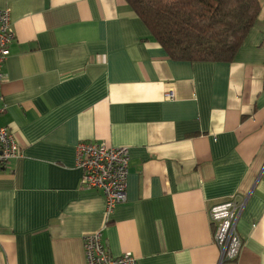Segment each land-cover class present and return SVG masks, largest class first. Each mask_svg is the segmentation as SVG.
<instances>
[{
    "label": "crops",
    "instance_id": "crops-1",
    "mask_svg": "<svg viewBox=\"0 0 264 264\" xmlns=\"http://www.w3.org/2000/svg\"><path fill=\"white\" fill-rule=\"evenodd\" d=\"M232 62L174 60L125 0H0L15 30L0 126V264H87L86 234L138 264H264V0ZM173 93V94H171ZM128 147L109 221L81 187L82 142ZM244 203L221 261L210 209Z\"/></svg>",
    "mask_w": 264,
    "mask_h": 264
},
{
    "label": "built area",
    "instance_id": "built-area-1",
    "mask_svg": "<svg viewBox=\"0 0 264 264\" xmlns=\"http://www.w3.org/2000/svg\"><path fill=\"white\" fill-rule=\"evenodd\" d=\"M14 39L11 8H0V90L7 78L3 67ZM2 99L0 92V113L5 110ZM19 154L20 149L12 131L0 126V168L8 166ZM76 160L82 171L81 187L98 189L103 193L106 219L109 221L115 208L127 201L129 148L82 141L76 148ZM243 208V202L231 199L214 205L209 211L221 261L235 259L240 254L242 240L237 232V224ZM84 247L87 264H138L130 252L112 256L104 243L102 230L86 234Z\"/></svg>",
    "mask_w": 264,
    "mask_h": 264
},
{
    "label": "trees",
    "instance_id": "trees-1",
    "mask_svg": "<svg viewBox=\"0 0 264 264\" xmlns=\"http://www.w3.org/2000/svg\"><path fill=\"white\" fill-rule=\"evenodd\" d=\"M169 57L232 62L262 12L261 0H125Z\"/></svg>",
    "mask_w": 264,
    "mask_h": 264
},
{
    "label": "rangeland",
    "instance_id": "rangeland-1",
    "mask_svg": "<svg viewBox=\"0 0 264 264\" xmlns=\"http://www.w3.org/2000/svg\"><path fill=\"white\" fill-rule=\"evenodd\" d=\"M171 94H173V93H171Z\"/></svg>",
    "mask_w": 264,
    "mask_h": 264
}]
</instances>
